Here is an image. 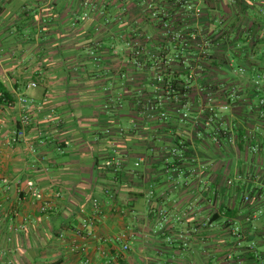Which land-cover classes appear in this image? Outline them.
Wrapping results in <instances>:
<instances>
[{
	"label": "crops",
	"instance_id": "0c3cea01",
	"mask_svg": "<svg viewBox=\"0 0 264 264\" xmlns=\"http://www.w3.org/2000/svg\"><path fill=\"white\" fill-rule=\"evenodd\" d=\"M85 1L99 0H0V264H85L87 256L91 264H235L227 259L235 251L244 264H264L243 257L230 239L240 222L247 233L242 248H264V217L254 219L264 212V125L253 85L264 67V0H191L201 18L154 0L173 30L224 38L197 80L219 103L235 86L237 98L224 114L234 146L216 145L213 128L196 124L198 85L182 98L193 110L187 123L163 122L143 107L155 96V73L132 66L127 43L153 38L152 59L172 38L151 18L148 0H100L89 19ZM235 55L248 57L254 76L247 85L226 77L234 74ZM31 82L37 87L28 88ZM22 96L34 100L25 130ZM177 142L186 144L183 160L171 155ZM111 157L123 161L117 172L107 165ZM28 181L62 193L53 211L27 197ZM96 198L104 216L95 238L80 237L82 211ZM13 209L29 217L18 234L8 220ZM72 245L88 255L72 253Z\"/></svg>",
	"mask_w": 264,
	"mask_h": 264
},
{
	"label": "built area",
	"instance_id": "2783aa9c",
	"mask_svg": "<svg viewBox=\"0 0 264 264\" xmlns=\"http://www.w3.org/2000/svg\"><path fill=\"white\" fill-rule=\"evenodd\" d=\"M238 0H229L232 5H235ZM99 1L96 2H83L82 6L85 10L84 19H89L93 13L99 11ZM174 6L185 7L186 10L191 12L196 18H201L204 11L199 6H195L191 0H169ZM148 7L150 9V16L153 20L161 22L163 28L171 35L172 38H165L166 46L162 47L160 52L155 58H148V45L154 44L153 38H138L131 40L127 46L132 51V66L138 70H145L148 66L154 71L153 77L155 86V96L147 99L143 107L149 112V115H158L159 119L163 122H170L174 119L177 123H187L192 118V107L188 102L182 98L187 96L191 88L198 85L201 95L199 115L195 117V122L200 126L212 127L213 135L212 140L216 145H222L223 142L230 146L235 145V136L233 131L224 127L225 119L224 114L231 111L232 105L237 98V91L235 86L229 90L223 91L225 98L224 102L219 103L217 100L216 92L213 88L206 85L198 84L199 74H203L206 65L212 62L215 51L225 43L224 38H205L200 36L194 31L181 32L175 31L172 28V23L168 20L167 13H160L154 8V0H148ZM231 62V61H230ZM233 62L230 63V66ZM234 73L244 77L247 70L243 67L234 70ZM254 93L259 97L258 115L264 125V75L257 74L254 77ZM37 84L31 82L28 88H35ZM19 103L22 106L23 115L20 119V126L25 130L32 124L31 109L34 105V100L27 97H20ZM168 107H171L168 109ZM18 138L12 140L17 143ZM252 147L254 152L259 151V144ZM171 155L178 160H183L186 156V146L184 142H180L171 148ZM108 167L114 172H117L123 167V161L117 157H111L108 161ZM139 165V164H138ZM4 184L8 187V181L5 180ZM229 184H232L230 181ZM19 191V190H18ZM23 192V190L19 191ZM27 197L41 202V211L51 212L56 208L57 201L62 199V193L55 191L47 194L45 190L39 188L34 182L28 181L26 183L25 191ZM250 202V197L246 198ZM5 209L4 202L0 199V211ZM87 216L82 219L80 228L77 235L80 237L95 238V227L103 218V210L101 201L96 198L93 201L92 208L89 212L82 211ZM163 219H166L165 214H161ZM8 220L13 224L11 228L13 233L18 234L25 224L29 222L27 214L21 212L19 209L10 211ZM20 221V223H18ZM249 235V234H248ZM64 237V235H62ZM230 236L237 237L239 240L238 246L241 247L242 241L247 237V233L239 223H233L230 229ZM117 242H121L117 238ZM186 245V244H184ZM253 249V246H251ZM71 252L79 255H88L86 247L79 245H72ZM122 252L130 250L128 244L122 245ZM235 254L230 253L227 257L228 260H233ZM120 253H117L115 258L119 259ZM12 264V263H10ZM85 264H91V259L86 257ZM238 264H244L243 261H238Z\"/></svg>",
	"mask_w": 264,
	"mask_h": 264
},
{
	"label": "trees",
	"instance_id": "16d2710c",
	"mask_svg": "<svg viewBox=\"0 0 264 264\" xmlns=\"http://www.w3.org/2000/svg\"><path fill=\"white\" fill-rule=\"evenodd\" d=\"M244 1L245 0H238L237 2H236V4H235V6L236 5H238V3L239 4H243L244 3ZM252 1H254V2H256V1H258V0H251L250 2H252ZM263 44V41L262 40H260V41H257V43H255L254 45H253V51H259V47L257 48V45H262ZM264 49V48H263ZM250 52V51H249ZM251 53V52H250ZM259 53V56H260V61L261 62H264V52L263 53H260V52H258ZM247 56L246 57H243V58H241V57H239V56H236L235 55V60H241V65H239V67L238 68H241V67H243V68H245L246 70H247V73H246V75H249L250 76V78L252 79V77L254 76V74L252 73V74H250V69H251V67L248 65V60H247ZM263 70V71H262ZM257 74H263L264 75V67H261V70H257V73H255V76L257 75ZM245 75V76H246ZM245 76L244 77H241L240 75H237L236 74V77H238L237 79H239V77H240V80H243L244 81V79H245ZM250 79V80H251ZM239 81V80H238ZM5 95H7L6 94V92L4 93ZM3 98V97H2ZM176 144H179V142H177ZM185 146H186V144H185ZM242 245V244H241ZM236 246L237 247H239L238 246V242H237V244H236ZM253 246V249H251V246L250 247H248V249L246 248V249H244V248H240L239 250H240V252L242 253V256H243V253H246L247 254V256H248V258L249 259H251V260H264V254H263V252L260 254V253H258V251H257V247H256V245H252ZM241 254H239V251H237V254L234 256V260H235V264H238V261H240L241 260V256H240ZM245 255V254H244ZM244 257V256H243Z\"/></svg>",
	"mask_w": 264,
	"mask_h": 264
},
{
	"label": "rangeland",
	"instance_id": "374dc122",
	"mask_svg": "<svg viewBox=\"0 0 264 264\" xmlns=\"http://www.w3.org/2000/svg\"><path fill=\"white\" fill-rule=\"evenodd\" d=\"M219 49V48H218ZM220 49H221V47H220ZM219 49V50H220ZM241 60H236L235 61V70H238L239 68V65H241ZM225 78V76H221V78ZM228 79L230 78L231 79V81H233V82H235V80H239V83H240V85H247L248 84V82H250V76L249 75H246L245 76V79H244V81H241L240 82V77H239V79H237L238 77H236V73H234L233 75H230V76H226ZM222 80V79H221ZM254 219H255V223H259V221H261V219L264 217V212L263 211H258V212H256L255 213V215H254ZM238 223V222H237ZM260 224V223H259ZM239 225L242 227V224H240V222H239ZM231 238V240H234L235 242V244H237V242H239V240L240 239H238L237 237H233V236H230ZM243 242V241H242ZM242 247H244V245H243V243H242V245H241V247H239V248H242ZM257 249V251H258V253H262L263 251H264V248H262V247H260V248H256ZM237 254V252L235 251V255Z\"/></svg>",
	"mask_w": 264,
	"mask_h": 264
}]
</instances>
